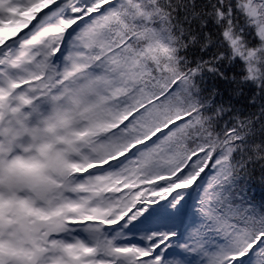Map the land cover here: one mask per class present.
Here are the masks:
<instances>
[{"label":"snow or ice","instance_id":"1","mask_svg":"<svg viewBox=\"0 0 264 264\" xmlns=\"http://www.w3.org/2000/svg\"><path fill=\"white\" fill-rule=\"evenodd\" d=\"M0 264H264V0H0Z\"/></svg>","mask_w":264,"mask_h":264}]
</instances>
